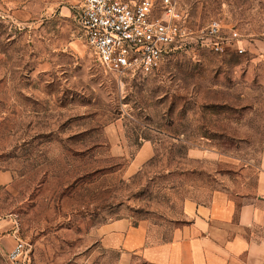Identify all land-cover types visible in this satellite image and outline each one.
I'll list each match as a JSON object with an SVG mask.
<instances>
[{
  "label": "rangeland",
  "instance_id": "374dc122",
  "mask_svg": "<svg viewBox=\"0 0 264 264\" xmlns=\"http://www.w3.org/2000/svg\"><path fill=\"white\" fill-rule=\"evenodd\" d=\"M82 1L0 0V264L15 237L28 264H150L102 247L99 226L165 239L185 199L256 197L264 0H176L186 38L120 74L86 42ZM247 233L264 239V222Z\"/></svg>",
  "mask_w": 264,
  "mask_h": 264
},
{
  "label": "crops",
  "instance_id": "0c3cea01",
  "mask_svg": "<svg viewBox=\"0 0 264 264\" xmlns=\"http://www.w3.org/2000/svg\"><path fill=\"white\" fill-rule=\"evenodd\" d=\"M255 194V200L241 202L223 190L203 202L185 199L183 221L165 239L150 234L144 222L112 218L99 226V242L119 250L121 259L150 264H264V239L247 233L264 222V152Z\"/></svg>",
  "mask_w": 264,
  "mask_h": 264
},
{
  "label": "built area",
  "instance_id": "2783aa9c",
  "mask_svg": "<svg viewBox=\"0 0 264 264\" xmlns=\"http://www.w3.org/2000/svg\"><path fill=\"white\" fill-rule=\"evenodd\" d=\"M157 10L154 0H83L78 21L86 42L106 67L118 74L150 72L173 44L188 35L176 0H160L161 14ZM205 30L216 35L218 21L212 20ZM213 46L218 48V41ZM27 258L25 241L15 237L6 264H28Z\"/></svg>",
  "mask_w": 264,
  "mask_h": 264
}]
</instances>
